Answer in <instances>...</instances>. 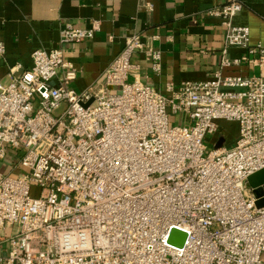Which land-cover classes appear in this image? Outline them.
<instances>
[{"label":"built area","instance_id":"1","mask_svg":"<svg viewBox=\"0 0 264 264\" xmlns=\"http://www.w3.org/2000/svg\"><path fill=\"white\" fill-rule=\"evenodd\" d=\"M241 8L223 0L206 14L224 29L220 65L256 74L216 71L159 93L131 57L142 52L158 72L161 53L133 32L100 87L77 92L62 45L91 38L96 20L63 23L58 46L35 49L29 67L0 79V163L10 155L19 171L0 169L1 264H264V205L247 182L264 168V45L232 23ZM229 46L244 53L228 58ZM219 120L236 122L238 135L215 147ZM173 228L182 246L168 241Z\"/></svg>","mask_w":264,"mask_h":264},{"label":"crops","instance_id":"2","mask_svg":"<svg viewBox=\"0 0 264 264\" xmlns=\"http://www.w3.org/2000/svg\"><path fill=\"white\" fill-rule=\"evenodd\" d=\"M145 1L152 3V10L145 8ZM239 1L242 8L232 23L248 26L250 44L260 42L264 45V0ZM222 2L0 0V41L5 46L4 56L0 59V79H8L12 67L19 65L14 75L29 67L35 49L58 46L63 23L87 28L96 20L100 22V29L91 38L62 45L64 59L78 71L77 78L71 82L77 92L96 91L100 87L104 70L122 49L125 37L133 32L140 33L145 42L161 53L158 72L152 70L151 61L144 60L142 52L136 51L131 57V62L139 67L137 77L140 81L159 93L167 94L169 83L177 87L182 81L208 80L216 71L222 75L256 74L257 67L251 65H220L224 29L221 20L207 15L206 11ZM243 53L242 48L229 46L225 56L236 58ZM217 128L218 139L223 137L222 144L226 140L231 144L238 135L236 122L219 120ZM9 156L0 163V169L13 174L19 172L12 168ZM5 246H0V256L4 254Z\"/></svg>","mask_w":264,"mask_h":264},{"label":"water","instance_id":"3","mask_svg":"<svg viewBox=\"0 0 264 264\" xmlns=\"http://www.w3.org/2000/svg\"><path fill=\"white\" fill-rule=\"evenodd\" d=\"M93 101V97H91L88 101L85 103H81L82 106L86 107ZM223 142V137H220L215 145V147H220ZM247 182L249 186L253 187V193L255 197L257 198L256 205L257 206H263L264 205V199L261 198L263 195V188L262 184H264V168L250 174L247 177ZM185 240V233L183 231H180L178 229L173 228L170 236H169V242L176 245V246H182L183 242Z\"/></svg>","mask_w":264,"mask_h":264},{"label":"rangeland","instance_id":"4","mask_svg":"<svg viewBox=\"0 0 264 264\" xmlns=\"http://www.w3.org/2000/svg\"><path fill=\"white\" fill-rule=\"evenodd\" d=\"M182 118V115L181 114H176V115H173V114H169V122L170 123H179L180 119ZM224 136H226L224 134ZM228 143V140L225 141L224 145H226ZM210 145V144H209ZM211 147V146H209ZM38 194V191L36 189V187H32L31 188V195H37Z\"/></svg>","mask_w":264,"mask_h":264}]
</instances>
